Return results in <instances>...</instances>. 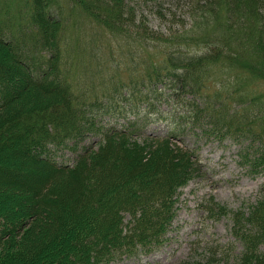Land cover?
Instances as JSON below:
<instances>
[{
	"label": "trees",
	"instance_id": "16d2710c",
	"mask_svg": "<svg viewBox=\"0 0 264 264\" xmlns=\"http://www.w3.org/2000/svg\"><path fill=\"white\" fill-rule=\"evenodd\" d=\"M153 1L23 0L17 27L0 1V264L153 252L207 172L203 140H233L264 174V92L233 72L264 78V0H177L156 9L165 30ZM260 194L211 203L231 216L236 264H264Z\"/></svg>",
	"mask_w": 264,
	"mask_h": 264
},
{
	"label": "rangeland",
	"instance_id": "374dc122",
	"mask_svg": "<svg viewBox=\"0 0 264 264\" xmlns=\"http://www.w3.org/2000/svg\"><path fill=\"white\" fill-rule=\"evenodd\" d=\"M0 1L6 17L17 27L19 22L24 20L21 6L23 0ZM156 1L159 5L155 9L152 8L154 1L146 7L151 11L149 24L155 29L165 30L171 21H162L156 9L172 6L176 10L177 0ZM91 31L88 26L86 32L90 34ZM233 72L243 78L249 87L264 92V78L256 72L244 65H240L237 70L235 68ZM157 126L163 125L161 122L153 125ZM93 140L91 137L87 141ZM237 151L238 145L231 139H226L223 143L203 140L201 155L207 172L182 188L178 214L169 231L168 240L151 253L132 258L124 256L107 264H194L200 260L207 264H236L235 257L240 244L230 232L231 216L213 217L211 203L224 204L233 211L247 209L259 199L264 185V174H253L241 166Z\"/></svg>",
	"mask_w": 264,
	"mask_h": 264
}]
</instances>
